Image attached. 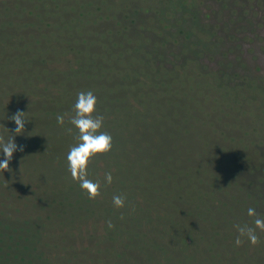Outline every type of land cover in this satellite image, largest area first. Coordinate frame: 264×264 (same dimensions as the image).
I'll return each instance as SVG.
<instances>
[{"label":"rangeland","instance_id":"374dc122","mask_svg":"<svg viewBox=\"0 0 264 264\" xmlns=\"http://www.w3.org/2000/svg\"><path fill=\"white\" fill-rule=\"evenodd\" d=\"M139 6L149 11L158 7L159 3L157 0H11L10 7L3 10L0 18L2 56L11 59L10 63H21L20 66L29 59H45L44 50L30 51L29 58L24 61L16 56L9 43L21 29L37 31L40 36L46 34L52 41L58 39L68 47L82 46L80 50L85 55L76 73L69 76L50 74L49 78L58 83L65 82L58 99L72 109L78 92L90 90L96 96V115L104 117L101 131L112 136L113 147L108 154L95 157L89 164L88 172L89 179L101 185L105 182V174H112L113 182L106 185L113 189L105 190L110 192V199L115 189L120 191L118 195L125 193L123 196H126L128 187L122 186L120 181L128 175L126 169L130 162L149 156L150 144L154 149L151 157L154 165L161 164L167 157L169 146L175 158L202 166V177L210 182L211 192L206 195L210 201L220 187L225 188L220 173L228 176L225 183L238 198L229 199L227 196L228 203H218L216 206L223 208L219 210V215H225L231 209L229 205L246 206L248 202L262 205L259 213L264 212V183L261 182L264 178V49L259 57L261 70L255 73L251 67L245 68L243 62L245 58L249 59L244 42L246 29L239 26L235 29L234 39L229 37L220 42L213 52V61L206 58L208 68L203 69L202 75L200 64L188 60L174 45L162 50V46L157 48L155 44L151 50L146 46L141 48L140 41L143 39L130 40L127 29L116 24L117 16ZM227 18L228 13L223 14L222 20L217 18L220 29L225 30ZM47 20H50L49 25ZM63 26H66L65 34ZM157 36L160 41L165 38V35ZM239 38L244 40L243 43ZM254 46L248 45L251 54ZM241 54L244 60H241ZM145 84L154 88L153 92L140 94L146 107L142 113L131 112L128 109V90L136 94ZM34 111L38 114L26 115L24 134L20 136L15 135L16 124L12 123L10 115L0 117V136L7 139L13 135L18 149L23 147V151L14 153L17 158L10 162L16 176H8L10 164V171L0 170V206L13 214L17 207H22L23 187L31 173L29 182L49 187L44 199L52 204L50 210L54 218L67 223L68 219L72 221L81 213L77 206L81 189H67L79 185L72 179L67 161L70 148L77 143L78 132L71 124L64 126L66 130L52 125L54 118L40 113L39 102ZM69 128H72L71 133ZM154 128L158 132H153ZM23 162H26L30 172L23 168L20 171ZM170 165L174 173L180 175V180L186 178L180 174L183 171L177 161ZM21 173L25 179L21 178ZM194 195L189 194L187 199L193 200L195 209L199 202L194 201ZM167 198L173 200V197ZM67 202L71 204L69 208H66ZM108 208L111 211L106 214L121 217V223L127 227L131 219L136 222L134 217L124 216L122 213L126 212L121 213V209L114 205ZM200 212L193 254L195 263L207 264L211 250L218 246L221 252L217 255H221L222 259L213 263L240 264L239 253L244 242L236 246V238L227 240V236L207 223L214 216L209 207L200 209ZM71 214L77 215L69 217ZM159 214L156 217L159 221L171 216ZM165 227L170 225L156 224L150 229L152 236L159 240V248H155L147 238L139 237L141 230L136 227L123 230L119 240L129 242L131 246L128 256H124L120 263L187 264L186 261L178 262L179 252L174 246L168 253V248L163 247H167L164 240L170 241L168 237L162 238L158 230L168 234L172 231ZM220 229L228 235L225 225ZM40 240L41 233L33 222L16 224L0 220V264H48L38 251ZM225 242H229L230 246L224 248ZM255 253L264 259V249L257 248ZM113 256L96 251L94 257L96 264H110ZM255 261L261 264L258 259Z\"/></svg>","mask_w":264,"mask_h":264},{"label":"trees","instance_id":"16d2710c","mask_svg":"<svg viewBox=\"0 0 264 264\" xmlns=\"http://www.w3.org/2000/svg\"><path fill=\"white\" fill-rule=\"evenodd\" d=\"M157 1L159 6L149 9V11L139 6L117 16L116 24L127 29L130 40L133 38L136 41L143 39L140 41L141 48L146 46L152 50L156 44L157 48L162 46L163 50L174 45L188 57V60L200 64L203 75V69L208 68L207 63H209L208 61L205 63L206 58L213 61V52L220 46V42L229 37L234 39L235 29L241 26L246 29V37L243 41L246 43V54L249 57L244 60V55L241 54L244 67H251L255 73L261 70L259 57L264 49V0H162V4L160 0ZM10 3L11 0H0V18L3 16V10L10 7ZM224 13H228V18L226 19L227 26L224 27L225 30H222L218 27L217 18L222 20ZM47 24H50V20H47ZM65 30L66 26H63L64 34ZM40 35L37 31L21 29L13 36L9 46L23 61L29 58L30 51L44 50L46 55L44 60L29 59L21 66V63L18 65L10 63L11 59L7 60V57L2 56L4 53L0 43V108H2L0 117L1 119L7 115L12 117L18 111L26 113V115L32 113L37 115L34 108L39 102L40 113L43 112L53 117L52 125H58L66 130L64 126L69 125L68 120L73 114V109L58 99V94L64 88L65 82L58 83L50 80L49 75L69 76L70 73H76L85 53L80 50L81 45L78 48L68 47L58 39L52 41L48 35ZM157 35H165V38L160 41ZM239 40L242 41L240 38ZM249 44L255 45L251 48L253 54L248 50ZM120 69L121 67H119ZM153 89L145 84L136 94L128 90V109L131 112L142 113L146 104L140 94L153 92ZM41 101L44 102L41 104ZM57 115L65 116L63 126L57 123ZM152 131L158 132L156 128ZM149 147L151 149L149 156L144 160L137 161L135 159L130 162V166L126 169L128 175H125L120 181L122 186L128 187L125 196L126 206L121 209V213L125 211L126 213H122L124 216H132L136 219V222L131 219L132 222L131 224L128 222V227L121 223V217L106 214L111 211L108 208L109 205H113L112 199L109 198L110 192L107 191H111L113 188L107 187L105 182L101 185V198L89 199L88 195L81 190L77 204L81 213L76 219L72 221L68 219L67 223L58 221L60 219L54 218L50 210L52 204L44 199L45 192L50 190L49 187L35 181L29 182L32 177L31 173L28 176V183L23 187L25 195H21L23 198L22 207H17L13 214L5 207L0 206V220L16 222V224L33 222L41 233L38 251L48 264H75L76 262L77 264H96L97 261L94 257L96 251L114 254L110 264H122L120 261L124 256H128L131 246L129 242L124 243L119 240L123 230L128 231V229L136 227L141 230L139 237L147 238L155 248H159V240L152 236L150 229L156 224L164 226L169 224L170 227L164 229L172 230L171 233L158 230L162 238L168 237L170 241L164 240L167 247H163L168 248L167 253L174 246V249L179 252V263L186 261L187 264H196L193 254L196 243L195 235L200 225V221H197L200 218V209L209 207L212 210L214 216L208 219L207 223L227 236V240L237 238L236 225L247 224L254 227V217L248 216V208H254L257 215L264 218V212L259 213L262 205H258V203L252 205L250 202L246 206H235V203L233 206L229 205L228 207L231 209H228L225 215H219V210L223 208L222 206L217 207L218 203L222 205L228 203L227 196L229 199L238 198L236 193H232L228 188L229 184L225 183V179H228L226 174L220 173L225 188L220 187L215 193L213 201H210L206 198V195L211 192L208 185L210 182L202 177V166L188 163L186 159L175 158L171 154L172 147L169 148V146H167V157L161 161V164L154 165L151 160L154 149L150 144ZM16 156L17 154H13L12 160L17 158ZM3 159L4 156L0 153V160ZM169 160H172L171 164L177 161V165L181 166L180 170L183 171L180 174L184 175L185 179H179L180 175L174 173ZM187 165L190 167H186ZM22 168L29 171L26 162L21 164L20 171ZM10 169L11 172L8 176H16L14 166L11 164ZM98 175L101 176L100 173ZM21 178L25 179L22 173ZM261 182L264 183V178H261ZM103 185L106 186L105 189H103ZM67 189L75 191L81 188L79 185H74ZM115 190L114 196L120 192ZM175 193L176 197L174 198ZM189 194H195L194 201L199 202L195 209L193 200L187 199ZM167 197H173V200ZM70 205L67 202L66 208H69ZM159 213L166 216L171 214V216L159 221L156 220ZM76 215L71 214L69 217ZM109 220L113 225L111 229L107 226ZM222 225L227 227L228 235L225 230L220 229ZM115 233L116 235H114ZM257 235L260 243L256 246L251 245L246 238L244 239V247L239 253L240 264H250L251 262L257 264L255 259L264 264V259L256 256L255 253L257 248L264 249V233L257 230ZM223 244L224 248L230 246L229 242ZM217 247L211 250L207 264H215L213 263L215 260L222 259L221 255H217L218 252H221Z\"/></svg>","mask_w":264,"mask_h":264},{"label":"clouds","instance_id":"9594fccd","mask_svg":"<svg viewBox=\"0 0 264 264\" xmlns=\"http://www.w3.org/2000/svg\"><path fill=\"white\" fill-rule=\"evenodd\" d=\"M97 98L92 91H80L77 93V98L73 107V114L69 117L68 123L71 124L78 132L76 136L77 143L70 148L67 161L68 170L74 181L79 184V187L84 191L89 199L95 200L101 198V184L98 181L89 179L88 167L90 162L97 156L106 155L112 151L113 138L110 134L101 131L104 123L102 115H96ZM26 113L17 112L11 117L15 122V135L24 134ZM57 123L61 126L65 123L64 115H57ZM72 132V128L68 129ZM23 151V147L18 149L15 143V137L11 135L7 139L0 136V153L4 159L0 160V170L3 172L10 171L9 164L13 158V154L17 151ZM105 183L111 185L113 177L111 173H106L104 177ZM112 203L115 208L123 209L126 206V197L116 195L112 197ZM247 214L249 217H254L253 226L247 224L236 225L238 236L236 238V246H241L246 238L251 245L256 246L260 243L257 230L264 233V218L257 216L254 208H248ZM109 229L113 227L111 221H107Z\"/></svg>","mask_w":264,"mask_h":264}]
</instances>
